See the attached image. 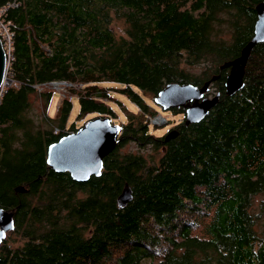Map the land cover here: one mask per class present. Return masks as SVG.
<instances>
[{
	"label": "trees",
	"instance_id": "trees-1",
	"mask_svg": "<svg viewBox=\"0 0 264 264\" xmlns=\"http://www.w3.org/2000/svg\"><path fill=\"white\" fill-rule=\"evenodd\" d=\"M263 1L20 0L7 9L13 60L0 101V207L13 211L14 228L0 264H264V200L252 208L264 195V42L235 94L226 95L228 70L219 69L252 38ZM213 76L217 103L201 121L177 125L176 137L153 136L148 119L128 114L99 176L78 182L47 166V147L78 130H65L74 101L78 119L113 122L114 107L126 111L120 97L152 116L148 96ZM54 82L71 86L45 130L25 113L37 93L49 102L52 92L36 88ZM129 142L149 154L122 152ZM126 184L132 198L119 207Z\"/></svg>",
	"mask_w": 264,
	"mask_h": 264
},
{
	"label": "water",
	"instance_id": "water-1",
	"mask_svg": "<svg viewBox=\"0 0 264 264\" xmlns=\"http://www.w3.org/2000/svg\"><path fill=\"white\" fill-rule=\"evenodd\" d=\"M264 42V1L256 6V21L253 36L240 51V55L220 65V70H228L224 87L226 95H233L243 86V74L247 59L253 47ZM6 75V56L0 41V87ZM218 76H213L201 86L192 84H167L154 98L155 104L163 110L182 107L185 110L184 124L201 121L208 111L217 103L219 93L206 97L212 82ZM120 132L119 126L113 125L108 117H95L85 123L76 132L61 137L50 144L46 151L47 166L57 173L67 172L78 182H85L90 176H99L103 159L116 146ZM176 129L165 135V141L176 137ZM24 192L25 189H18ZM132 198L131 190L126 184L117 198L119 207H123ZM13 211L0 207V243L5 235L13 230Z\"/></svg>",
	"mask_w": 264,
	"mask_h": 264
},
{
	"label": "rangeland",
	"instance_id": "rangeland-1",
	"mask_svg": "<svg viewBox=\"0 0 264 264\" xmlns=\"http://www.w3.org/2000/svg\"><path fill=\"white\" fill-rule=\"evenodd\" d=\"M114 29L117 35H122L123 32L121 29L124 28L123 21H115ZM6 38V35L4 36ZM206 67L204 66V63L200 64L199 66L192 67L189 69L192 75L194 76H200L202 72L204 71ZM7 79L5 88L12 85V80L9 77V73L7 74ZM71 86V85H70ZM67 85L60 84V83H51L42 87L36 88V92H43V91H51L52 97L49 100V102H44L43 98H40L37 94L33 95L30 98V108L26 111L25 117L32 120L35 126H40L41 128L45 130L52 129L50 126L48 120L52 119L57 116V109L60 106L62 100L68 95V87ZM74 88L79 89L81 88V85H75ZM217 89L214 87L213 82L211 84V87L207 93V97L212 98L216 94ZM152 100L151 96H148L146 98V102L149 105L148 110L151 112H155L154 115H143L140 113L139 109L135 107L132 103H130L126 98L120 97L121 102L125 106V113L121 110L114 107V110L118 113V118L114 119L113 122H111L112 119H110L111 124L119 126V121H124L122 124L125 125L128 123L129 118L127 117L129 115H136L138 119H148L149 122V130L150 133L153 136L161 137L165 136L170 130L174 129L177 125L182 123L184 121V113L181 112L182 107L174 108L171 110H163L159 105L155 104V102H151ZM173 110H176L177 112L174 113ZM78 112V104L76 101L73 102V109L71 116L69 118L68 123L66 124L65 130L69 131V127L74 123V126L76 128H80L84 125V123L88 122L89 120L95 118V117H104L102 115L98 114H88L87 116L83 118H76V114ZM121 124V125H122ZM50 126V127H49ZM58 130L53 129V133H56ZM74 133V132H73ZM71 134V133H69ZM122 152H144V155H148L150 152V148H141L137 146L133 142H129L123 147L120 148ZM264 200V195H258L254 197V206L253 211L256 210L258 212V206L261 203V201ZM202 227L199 224L198 226L194 227L192 234L193 235H201ZM147 264V263H145Z\"/></svg>",
	"mask_w": 264,
	"mask_h": 264
},
{
	"label": "built area",
	"instance_id": "built-area-1",
	"mask_svg": "<svg viewBox=\"0 0 264 264\" xmlns=\"http://www.w3.org/2000/svg\"><path fill=\"white\" fill-rule=\"evenodd\" d=\"M19 4H20V0H5L4 5L0 6V41L3 47V50L5 52V56H6V75H5L4 82L0 87V101H1L3 93L7 89V86L5 88V85H6V81H8L7 79L8 68H9L11 61L13 60L12 58V50H13L12 35L13 34L10 29V23L5 20L4 15L7 9L16 8L19 6ZM5 35H6V38H4ZM60 84L70 86V84H67V83H60Z\"/></svg>",
	"mask_w": 264,
	"mask_h": 264
},
{
	"label": "flooded vegetation",
	"instance_id": "flooded-vegetation-1",
	"mask_svg": "<svg viewBox=\"0 0 264 264\" xmlns=\"http://www.w3.org/2000/svg\"><path fill=\"white\" fill-rule=\"evenodd\" d=\"M204 96H206L207 97V94L206 95H204ZM182 110L184 111V115H185V110L182 108Z\"/></svg>",
	"mask_w": 264,
	"mask_h": 264
}]
</instances>
